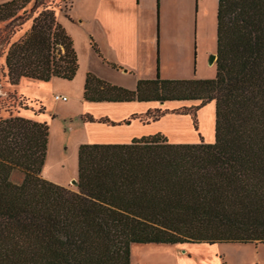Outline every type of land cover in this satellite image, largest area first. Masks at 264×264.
Segmentation results:
<instances>
[{"label":"trees","instance_id":"obj_1","mask_svg":"<svg viewBox=\"0 0 264 264\" xmlns=\"http://www.w3.org/2000/svg\"><path fill=\"white\" fill-rule=\"evenodd\" d=\"M30 17L20 38L2 42L10 83L73 79L79 56L55 8L45 0L0 3L7 26L21 28ZM216 51L212 78H163L159 58L156 77L134 89L87 72L88 101L199 100L174 109L190 114L196 130L198 111L215 100V140L200 134L199 142L176 143L156 133L82 143L76 189L42 175L47 122L0 119V264H131L134 243H264V0H218ZM15 170L20 182L11 179Z\"/></svg>","mask_w":264,"mask_h":264},{"label":"crops","instance_id":"obj_2","mask_svg":"<svg viewBox=\"0 0 264 264\" xmlns=\"http://www.w3.org/2000/svg\"><path fill=\"white\" fill-rule=\"evenodd\" d=\"M76 1L72 2L71 14L75 11L80 20L74 17L73 19L79 24L84 23L83 29L87 31V34H84L87 39V56L84 62L80 61L76 74L79 84L82 83L84 87L86 73L91 71L113 84L134 89L140 79L156 77L157 50L160 56L161 76L183 77L180 75L183 73L190 75L193 71L194 39L197 43L196 58L197 48L201 45L210 46V53L217 49L218 0H160L161 28L158 39L152 32L153 0H80V8H76ZM150 11L151 16L148 17ZM72 23L74 25V22ZM62 24L67 26L65 22ZM89 36L96 40L106 60L88 42ZM195 62L197 63V60ZM197 76L204 78L200 77L199 73ZM57 78L59 77L52 79ZM84 89L81 98L85 108L83 114L89 113L95 118L108 117L112 121L122 123L114 125L109 122L84 121L89 125L90 136L81 144L129 143L135 138L156 133L165 134L170 137L171 142L176 143L201 141L191 115L174 112V109L192 105L187 100L94 102L84 98ZM157 108L164 110L165 114L157 119L144 118L149 116L147 114L149 111ZM208 109L212 110L216 117L213 102L201 108L199 113ZM128 119L131 120L123 122ZM210 124L209 136L206 135L207 132L206 134L201 132L206 142L215 140L214 119ZM44 170L45 166L43 167L45 178L64 183L47 176ZM75 179H78V172Z\"/></svg>","mask_w":264,"mask_h":264},{"label":"rangeland","instance_id":"obj_3","mask_svg":"<svg viewBox=\"0 0 264 264\" xmlns=\"http://www.w3.org/2000/svg\"><path fill=\"white\" fill-rule=\"evenodd\" d=\"M4 1L8 0H0V3ZM45 1L47 5L55 8L58 20L61 23H67V26H64L74 39L75 48L79 59H81L79 63L80 61L84 62V58L87 56V39L84 34H87V31L83 29L84 23L79 24L76 22L80 18L75 11H72L71 14V2L69 0ZM32 4L28 5V9ZM79 4L80 0H77L76 8H80ZM152 9H154L152 32L158 39L161 28L158 0H153ZM40 10H42V7H39L34 15ZM150 16L151 11L148 12V17ZM70 21L74 22V25ZM32 22L33 17H30L21 28L7 26V22H0V119L19 115L40 122H47L50 127V147L47 152L44 173L64 182L60 184L76 189L77 186L73 183V180L78 172L79 146L81 142L88 140L90 136L89 125L81 118L85 111L81 103L84 85L79 84L76 76L71 81L57 78L47 82L25 78L14 86L10 83L7 75L8 69L5 61L8 46L2 43L3 39L6 36H12L10 41L17 40L30 28ZM12 30L16 32L13 34ZM88 42L91 43V36L88 37ZM195 44L197 43L194 39L193 71L190 75L189 73H183L180 75L183 77L177 78H197L199 77L197 76L198 73L201 75L200 77L204 78L215 77L217 64L216 62H214L215 66L209 64V57L212 54L210 53V46L201 45L197 48L196 63ZM213 53H217V51ZM156 54L155 61L158 58L160 59L159 50L156 51ZM56 94L66 95L68 100L57 99ZM212 102L215 104V100H213L204 106ZM188 103L196 105L200 101L191 100ZM41 106L45 107L44 112L39 111ZM180 110H183V108H179L178 112ZM208 110L201 113L198 111L197 130L199 134L201 132L206 134L207 132V136L210 134L209 126L212 124L210 122L214 119L215 126L216 120V117L212 114L213 111ZM154 117L155 115H149L144 118L152 119ZM166 137L171 141L169 136ZM202 139L205 140L204 137ZM11 179L20 182L23 179V173L15 170L11 174ZM131 264H264V243H134L131 246Z\"/></svg>","mask_w":264,"mask_h":264},{"label":"water","instance_id":"obj_4","mask_svg":"<svg viewBox=\"0 0 264 264\" xmlns=\"http://www.w3.org/2000/svg\"><path fill=\"white\" fill-rule=\"evenodd\" d=\"M217 53H212L211 55H210V57H209V64H214V62H216V60H217ZM73 183L74 184H77V179H74L73 180Z\"/></svg>","mask_w":264,"mask_h":264},{"label":"built area","instance_id":"obj_5","mask_svg":"<svg viewBox=\"0 0 264 264\" xmlns=\"http://www.w3.org/2000/svg\"><path fill=\"white\" fill-rule=\"evenodd\" d=\"M55 97H56L57 99H62V100H64V101L68 100V96H66V95L56 94Z\"/></svg>","mask_w":264,"mask_h":264}]
</instances>
